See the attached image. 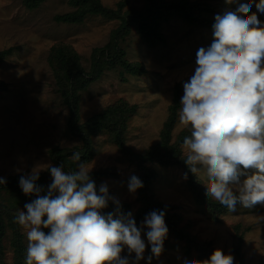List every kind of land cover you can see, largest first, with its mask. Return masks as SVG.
Segmentation results:
<instances>
[{"label": "rangeland", "instance_id": "1", "mask_svg": "<svg viewBox=\"0 0 264 264\" xmlns=\"http://www.w3.org/2000/svg\"><path fill=\"white\" fill-rule=\"evenodd\" d=\"M96 1L119 12V17L90 14L81 22H66L57 17L80 7L85 10L89 1L43 0L37 7H28L25 0H0V177L8 181L37 171V184L47 189L52 182L51 166L63 165L66 172H72L84 162L97 189L106 183L109 193L120 200L123 213H131L138 227L151 211L166 212L169 233L163 252L158 259L153 256L151 264L202 261L216 249L232 254L234 264H264V204L245 208L237 203L234 212L221 204L213 208L207 205L190 185V170L181 161L184 150L182 143L178 144L185 129L179 124L183 84L194 72L197 50L207 48L214 39L217 14L234 11L249 0H233L231 4L227 0H185L189 7L199 8L200 21L191 23L171 14L159 28L163 39L154 45H149L132 24L130 32L115 41L127 64L111 65L95 50L111 46L113 31L124 26L125 20L133 23L134 13L144 15L147 0ZM208 7L213 12L207 11ZM252 11L258 18L262 14L255 3ZM69 50L77 55L79 69L75 74L81 78L76 79V86L70 81L67 89L61 87L58 59L61 52ZM129 63L137 67L136 72L128 69ZM82 79L87 81L83 87ZM62 89L68 91V97ZM176 98L179 107L170 143H176L179 153L164 144L161 136ZM71 103L78 109L76 117L70 116ZM101 115L108 122L95 120ZM118 128L129 152L116 143ZM74 152L80 153L81 161L71 158ZM132 175L144 185L134 194L128 189ZM196 178L206 192L205 176L201 173ZM246 178L242 176L241 181ZM2 185L0 206H5L0 207V213L13 206L17 217L19 211L26 212L25 204L36 198L26 195L24 200L18 191L16 195ZM115 207L109 201L108 211L102 212H114ZM16 230L19 239L14 235ZM142 238L148 244L143 232ZM20 243L23 254L17 247ZM27 244L22 226L7 228L0 236V264H26ZM127 255L125 249L122 256ZM149 255L150 245L145 257ZM139 264H147V259Z\"/></svg>", "mask_w": 264, "mask_h": 264}, {"label": "clouds", "instance_id": "2", "mask_svg": "<svg viewBox=\"0 0 264 264\" xmlns=\"http://www.w3.org/2000/svg\"><path fill=\"white\" fill-rule=\"evenodd\" d=\"M254 3L264 14V0H249L215 16L214 39L197 50L180 101L179 124L189 131L182 141L184 162L191 173L205 176L206 196L231 212L237 203L264 204V24L252 11ZM71 158L81 161L79 152ZM48 171L47 189L37 184V171L19 179L24 194L36 197L16 217L26 230V264H151L160 257L169 233L164 210L151 211L138 227L106 183L97 189L86 163L72 172L63 165ZM6 182L0 177V184ZM143 187L137 176L129 178L131 193ZM109 201L115 211L103 214ZM183 264H234V256L216 249L207 259Z\"/></svg>", "mask_w": 264, "mask_h": 264}, {"label": "trees", "instance_id": "3", "mask_svg": "<svg viewBox=\"0 0 264 264\" xmlns=\"http://www.w3.org/2000/svg\"><path fill=\"white\" fill-rule=\"evenodd\" d=\"M42 1L43 0H25V4L28 7H37ZM87 1L89 2L85 10H82V7H80L75 12L67 13L63 16H58L57 20L66 21V22H81L90 14L100 15L108 19H114V18L119 17V12H116L113 9L103 7L99 1H96V0H87ZM76 4L78 5V1ZM195 8L196 6L189 7L188 2H186L185 0H180V1L170 2V3L165 2L164 0H147V8H146L144 15L139 16L133 12L134 13L133 23L130 22L131 19L129 21L125 20L123 24L124 26L120 27L119 30L117 29L113 31L114 33L112 35L113 44L111 46L106 45V47L104 48L96 49L95 54L99 58H102V61L107 65L117 64V63L127 64L123 61L124 60L123 59V55H124L123 49L119 47L118 43H116L115 41L119 40L118 38H120L123 34L130 32L132 24H134L136 29L143 35L145 41L149 45H154L158 41H161L163 39L162 33L159 28L163 22L169 19V16L171 14H179L180 16H182L184 19H186L187 21L191 23L199 22L200 21L199 18H201L199 17L200 15L198 14L199 8H197V10ZM206 10L213 12V8L211 7L206 8ZM259 20L261 21V23L264 22V14H261V16L259 17ZM76 56L77 55H74L72 50H69L68 52H61L59 54L58 63H59L60 69H62V72L59 73L60 78H61L60 79L61 87L64 85L68 89L70 81H73V85L76 86V79L81 78L80 74H75L76 70L79 69V66L77 65L78 60ZM128 66H129L128 69L131 72L137 71L136 70L137 67H131L130 63L128 64ZM93 70L95 72L97 68H94ZM85 83H87V81L85 79L84 80L82 79L81 87H83ZM62 91L64 92L66 97L69 96L68 91L64 89H62ZM70 98H75V100L77 101V98L75 96H71ZM71 105H72L71 106L72 109H70V116L76 117L78 109H75L74 103H71ZM178 107H179V103H178V99L176 98L175 104L172 107V109H170L168 119L164 123V128L161 132V136L163 140L162 142L164 144H170V147L173 148V151H176L178 149V146L175 145L176 143H173V144L170 143L171 136H172V128L174 126V123L177 117ZM100 117H104V116L103 115L98 116L95 118V120L96 121L99 120L105 123L108 122L107 120L102 119ZM95 120L93 121L95 122ZM90 123L91 122L88 121L86 124H90ZM121 126L122 124L120 125V127ZM90 128H92V126L89 127V130H90L89 132L92 131ZM187 135H189V131L185 128L178 137V144H181L183 141V138ZM115 140H116V143L121 147L123 151L125 152L130 151L128 148H126L124 144V137H123L122 131L119 128L117 129ZM153 153H154V150L149 152V154H153ZM58 155L60 154L58 153ZM184 158L185 157H182L181 161L183 162L184 166L189 170L188 166L184 162ZM19 179H20L19 176L11 177L5 183V185H2V187L3 189H6L7 191H11L14 194H16V192L18 191V193H20L23 196L22 198L26 200V195L24 194L21 187L19 186ZM189 182L195 194L197 195V197L199 199L204 200L207 205L213 208L214 206L219 204L218 202L206 196V192H204L200 188L199 180L196 178V176L193 173H191V171H190V176H189ZM40 184H42V181H40ZM41 186L43 187V185ZM4 206L5 205H1L0 207H4ZM105 211L107 212L108 210L105 208ZM17 226H18V223L16 222L14 207L9 206V207L2 209L0 213V236L6 234L7 228H10V230H15ZM14 235L17 236V238L19 239L20 234L18 233L17 230L14 232ZM17 247L20 249V254H23L24 250H23L22 244L21 243L18 244Z\"/></svg>", "mask_w": 264, "mask_h": 264}]
</instances>
